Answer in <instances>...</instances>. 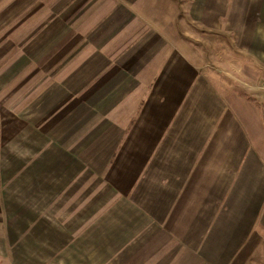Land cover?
I'll list each match as a JSON object with an SVG mask.
<instances>
[{
    "label": "crops",
    "instance_id": "crops-1",
    "mask_svg": "<svg viewBox=\"0 0 264 264\" xmlns=\"http://www.w3.org/2000/svg\"><path fill=\"white\" fill-rule=\"evenodd\" d=\"M107 1L111 9L114 1L129 2ZM135 1L139 10L131 11L139 22L146 12L157 17L146 10L150 0ZM178 2L170 23L178 16L190 19L201 33L216 35V42H184L173 31L159 45L149 32L140 48L130 50L136 63L111 62L102 71L89 66L96 78L108 70L112 86L83 96L65 90L63 74H41L31 90L18 89L30 73L12 74V107L0 94V242L12 241V257H26L27 249L32 256L41 247L44 256L73 258V264H261L264 98L241 101L234 90L226 97L212 68L215 62L222 81L231 77L236 83L242 73L264 81V0ZM120 8L121 17H128V4ZM112 11L102 34L114 32ZM93 15L90 23L97 24ZM134 27L141 25L127 33ZM214 43L223 54L211 61L200 50ZM29 63L44 66L46 59ZM113 68H119L115 83ZM66 92L72 100L59 106ZM17 93H25V104H17ZM17 138L25 162L16 156L19 142L12 147ZM82 177L101 180L107 194L84 221L71 227L48 213L36 215L49 209L50 194L63 195L67 184ZM21 178V189L10 191ZM19 225L25 228L18 234Z\"/></svg>",
    "mask_w": 264,
    "mask_h": 264
},
{
    "label": "rangeland",
    "instance_id": "rangeland-1",
    "mask_svg": "<svg viewBox=\"0 0 264 264\" xmlns=\"http://www.w3.org/2000/svg\"><path fill=\"white\" fill-rule=\"evenodd\" d=\"M126 3L128 4V17L125 16L124 18L121 17L124 11L122 14L120 13V6L123 5L122 9H126ZM136 3L135 0L123 3L114 1L111 9L107 0H59L58 2L53 0H0V94L3 97L6 96L5 99L3 98V101H6V105L12 107V103L14 104V98L9 93L10 91L12 92V74H31H29L31 78L19 81L21 88L18 89L31 90L39 86L41 74L43 77L48 74L50 79L51 77H56L57 74L65 75V90L69 91L70 89V91H74L77 94L81 93L82 96L88 92L109 88L112 86L110 72L106 70L107 73L104 71L103 74L96 78L95 74L91 73V69L94 65H97L99 71H102L105 67L109 69L111 62H117L118 64L122 62L125 64L127 61H131V63H136L138 57L133 58L130 50L136 49L135 44L140 48L139 42L147 41L149 32L159 45L168 42L169 35L173 37V31H176L177 38L184 42L196 39L197 43H202L201 39L207 42L211 38L214 42L217 41L216 35L201 33V29L191 24L190 19H188L189 25L186 24V22L188 23L187 19L181 16L172 19L170 23L171 13L176 8L180 10V2L178 0H150L145 2V5L148 6L146 10H154L157 17H153L152 12H146V17L142 19L144 22H139L137 17L135 18V12L131 11L139 10ZM157 3H160V8L155 6ZM141 5H144V2H141ZM111 10H113V14L115 13L111 23V28L113 27L114 32L112 35L110 32L102 34V30L110 25L105 15H108ZM118 11L119 14H117ZM166 13L167 16L165 15ZM93 14L98 17V25L90 23V17L94 16ZM125 20L129 22V28L130 26H137V23H140L141 27L138 30L137 27H134L127 33L126 30L129 29L125 27ZM117 25L125 27V32L123 29L122 33L121 27H117ZM117 30L121 31L118 35H116L118 33ZM154 30L157 34H154ZM111 37L113 42H109ZM121 38L122 40H120ZM127 46V49H122ZM215 46L216 44L214 43L212 49H208L205 45V50H200L201 55L210 60L212 59L211 61H214L213 59L217 60L223 52L221 49H216ZM26 52L29 54L27 55ZM232 52L233 50L225 51V56H232ZM32 59L37 61L46 59V65H31L29 62ZM78 61L82 66L78 65ZM84 64L87 65L84 66ZM244 67L247 68L245 60L243 62ZM74 71H76L75 77L72 75ZM118 71L119 68L111 69L114 83L116 82L114 77H116L115 75ZM218 71L219 69L214 62L212 73L218 76L217 84L219 85L220 82V84L225 86L226 97L230 90H234L235 94L238 93L240 95L241 101L254 102L257 100L255 94H259L264 98V81L253 82L249 80L248 76L242 73L243 70L239 80H235L236 83L232 82L234 80L230 76L231 80L224 78L222 81L220 77L221 71ZM117 79L115 78V80ZM51 83L52 81L50 80ZM52 89H56V86H53ZM58 89L61 88L58 87ZM24 94H16L18 105L25 104ZM67 96L68 93L66 92L64 99H59V106L67 107L70 104L72 98H67ZM21 97H24L22 99V101L24 100L23 102L20 101ZM81 101L83 102V98ZM230 104H232V101H230ZM21 116L24 118L25 115ZM84 121L85 118H82L80 123L83 124ZM19 141V138L13 140L12 147H14V143ZM20 144L19 142L16 147L20 154L16 156L25 162L26 156L23 146ZM23 162L19 163L20 166L21 164L24 165ZM21 181L22 178L14 183L12 182L9 190L12 191V188L20 190ZM100 181L98 179H96V182L94 180L89 181L88 177L76 179L73 184H67L63 195L50 194L49 202L53 203L47 211L46 209L37 210L38 214L36 215L40 217L42 214V217H45L43 214L46 215L48 213L49 218L53 221L66 223L71 227L75 226L76 223L84 221L89 216L90 209L95 203L97 207L103 205L107 194H105L106 188L103 187L104 185ZM21 223L24 224L25 222L22 221ZM16 228H18L17 233L19 234L25 226L19 225ZM9 232L12 237V227H10ZM23 249L26 250L25 247ZM24 250L21 251L22 254L25 253ZM11 251L12 241L0 242V264H47L48 260L50 261L49 264L74 263L73 258H48L43 255L45 252L41 251V247H36L32 256V252L27 249L26 251L29 254L26 257H12ZM80 261L83 262L84 259H79L77 264H82ZM260 263L264 264V259H260Z\"/></svg>",
    "mask_w": 264,
    "mask_h": 264
},
{
    "label": "built area",
    "instance_id": "built-area-1",
    "mask_svg": "<svg viewBox=\"0 0 264 264\" xmlns=\"http://www.w3.org/2000/svg\"><path fill=\"white\" fill-rule=\"evenodd\" d=\"M263 91H264V86H263Z\"/></svg>",
    "mask_w": 264,
    "mask_h": 264
}]
</instances>
